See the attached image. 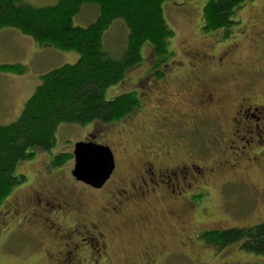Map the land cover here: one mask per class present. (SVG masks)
Masks as SVG:
<instances>
[{
  "label": "flooded vegetation",
  "instance_id": "af4514ba",
  "mask_svg": "<svg viewBox=\"0 0 264 264\" xmlns=\"http://www.w3.org/2000/svg\"><path fill=\"white\" fill-rule=\"evenodd\" d=\"M234 20L229 35L225 27L206 30L202 22V32L211 37H203L205 40L199 44L187 42L183 56L174 55L161 68L152 66L158 62L153 54L151 66L133 80L132 91L142 101V106L129 118L132 126L138 125L131 130L138 142L132 153V144L121 148L122 155L129 160H122L121 173H117V156L112 148L116 168L103 186L119 175L115 179L117 184L106 192L105 201L111 205L102 210L121 216L120 225L125 223L130 210L138 212V220L145 226L155 229L172 218L182 232L176 235L172 228L171 240L178 245V241L184 245L192 243L200 233L224 228L204 222L202 217L208 216L211 208L199 206L227 185L245 181L242 179L253 167L262 178L249 181L250 188L257 191V197L262 194L264 198V3L251 4L247 21L235 15ZM235 27L240 28L236 38ZM245 55L250 56L253 64H248ZM159 122L175 124L183 132L189 130L194 134L200 124L210 123V137L224 140L222 152L225 150L226 154L202 162L177 154L179 142L171 140L170 126L166 132L162 130L161 139L154 137L153 127ZM223 165L229 169V176L223 174ZM240 167L246 170L241 171ZM26 177V185L19 186L2 208L0 243L5 232L13 230L11 226L23 225L39 237L43 260L50 264H116L119 243L112 237L115 233L104 220L100 207L96 209L92 203L84 209L83 189H76L73 182H65L49 168L30 179ZM91 202L100 205V201ZM192 212L200 219L189 230L187 223ZM161 238L149 248L153 252L144 253L142 264L156 263L159 257L168 255H161V249L169 245L165 237ZM192 257L196 259L193 254Z\"/></svg>",
  "mask_w": 264,
  "mask_h": 264
},
{
  "label": "trees",
  "instance_id": "16d2710c",
  "mask_svg": "<svg viewBox=\"0 0 264 264\" xmlns=\"http://www.w3.org/2000/svg\"><path fill=\"white\" fill-rule=\"evenodd\" d=\"M164 1L57 0L54 4L38 6L27 0H0V28L15 27L40 44L79 53L77 61L44 73L41 83L26 100L18 118L0 124V214L14 187L27 180L26 174L17 171L18 164L35 158L40 151H52L57 144V131L61 124L91 123L92 133L87 137L94 138L93 141L98 138L104 144L109 143L103 141L101 136L110 129L118 127L122 137L126 136L125 133H132L129 118L142 106L137 92L132 91L135 87L133 80L127 90L111 97L107 96L106 91L110 86L123 83L129 70L145 60L143 45L149 48L150 57L154 54L163 58L152 65L157 68L176 55L169 45L174 30L167 22ZM245 2L208 0L203 8V28L217 30L225 27L229 35L230 27L235 23L236 9ZM85 6H94L99 12L88 25L76 24L74 18ZM116 22L123 24L126 30L120 48L116 43L118 51L110 50L105 43L106 31ZM0 67L21 71L26 65L2 63ZM54 152L49 154L50 168L58 174L57 167L62 169L74 155L72 151ZM122 170L119 168L117 173ZM118 176L102 189H93L95 187L84 184L88 189H83V207L85 209L92 203L96 209L100 207L104 220L115 233L112 237L120 243L123 239L116 235V230L121 228L127 232L135 224L138 212L130 210L125 215V225H120L121 216L102 210V207L111 205L110 201H105L106 192L117 184L115 179ZM64 181L77 182L72 177ZM92 200L100 201V205L97 206ZM233 243H239L247 251L264 255V220L251 225L213 228L200 233L197 240L188 245L197 253L194 250L197 244H209L221 250Z\"/></svg>",
  "mask_w": 264,
  "mask_h": 264
},
{
  "label": "rangeland",
  "instance_id": "374dc122",
  "mask_svg": "<svg viewBox=\"0 0 264 264\" xmlns=\"http://www.w3.org/2000/svg\"><path fill=\"white\" fill-rule=\"evenodd\" d=\"M27 1L38 6L57 2V0ZM249 1L250 0H246L245 3ZM207 2L208 0L164 1L163 7L167 22L174 30V36L169 45L175 51L176 57L179 55L183 56V48L186 46L187 42L199 44L205 40L202 39L203 37H211L210 34L202 32L200 28L203 22L201 12ZM252 3H264V0H251L245 6L238 7L236 9L238 15L235 14V16L240 17L244 22L247 21ZM98 12L99 10H97V8L95 9L94 6H85L75 16L74 21L76 24L86 26L96 18ZM125 32L126 30L123 24L119 22L113 24L105 34V43L107 47L110 50H117L116 43H119L120 48L123 38L126 36ZM239 32L240 28L235 27L233 36L236 38ZM253 34L254 33L251 35ZM46 45L48 44H40L32 36L15 27L4 26L0 28V64L22 63L24 66L26 65L21 71L18 69H15V71L7 70L0 67V124H7L18 118L26 100L33 94L38 84L41 83L44 73L65 63H73L79 58V53L77 51L62 50L55 46L53 47V45ZM148 50L149 48H144L143 45L142 54L145 60L129 70L123 83L108 87L106 91L108 97L124 89L127 90L131 80L143 74L151 66L152 58ZM245 57L248 64H253L250 56L245 55ZM154 58L158 59V61L162 59L161 56L155 55ZM180 104L182 107L181 102ZM144 123L145 118L140 121L141 126ZM169 126V122L166 124H161V122L155 123V127H153L154 137H157V140L161 139L163 134L162 130L166 132ZM170 127L173 132L171 140L174 143L179 142L178 146H175L178 149L176 150L177 154L197 162L213 161L216 158L219 159L220 156L222 158L226 154L225 150L222 152L224 140L212 136L210 137V132L213 128L210 123L200 124L199 128L195 131L197 132L196 134H194V132L190 133L189 130L183 132V129L180 126H175V124ZM132 128L136 129L138 125ZM120 132L121 131H118L117 127L106 131V133H104L105 135L102 134L101 136V139L109 143L114 149L117 156L118 169L121 168L119 166L123 164V159L128 162L125 156L122 155L121 148L124 146L128 148V146L132 144L130 151V153H132L138 142L136 137H132L133 134L131 132L129 134L125 133L124 135L126 136L124 137L120 135ZM90 133H92L91 123L85 125L61 124L57 131V144L52 151L73 152L75 142L84 139L90 135ZM50 152L40 151L35 158L20 162L17 166V171L23 172L29 176L30 179V177H33L38 172L42 173L43 170L46 171L47 168L51 170V156L49 154L52 155V153ZM74 163V158H71L62 169L57 167L59 171L56 172L63 180H71L72 177L75 181V178L71 174ZM240 168L241 171L246 170L245 167ZM253 168H251L247 172L249 174L242 179L245 181L234 182L232 185H227L220 190L221 193L217 192L212 195L209 200L199 206L211 208V210L208 211L209 215L203 216L204 218L202 217L204 222L220 227H229L235 225H251L264 220L263 195L261 194L262 197L260 198L257 197V191L250 188L251 183H249V181H252L253 178L260 180L261 177L257 172L258 169L253 170ZM221 169L224 175L229 176L230 171L226 166H221ZM252 173H255L253 175H256L258 178L253 176ZM26 183L27 182H24L15 186L7 200L10 202L16 189H19V186L22 187L26 185ZM74 184L76 189H88L85 188L83 183L74 182ZM192 213L187 223V228L189 230H192L194 224L200 219L195 212ZM159 218L162 219L161 217ZM11 228H13V230L11 229L12 231L9 232L6 231L5 234H7H4L5 237L3 235L4 240L0 243V264H50L46 260H43L42 245L38 241L39 237H37V235H33V233L23 225L19 226L15 224L11 226ZM172 228H174L176 235L182 232L178 223L172 218L165 220L164 226L160 229H155L152 225L145 226V223L140 222L138 217H136L135 224L129 228L130 232L123 233L121 228L117 229L116 235L118 237L120 236L123 240H120L119 247L115 253L116 264H142L143 262L140 261L145 257L146 254L144 253L147 251L153 252V250L151 251L149 248L152 247L155 242L157 243L160 241L162 239L161 237H165L169 244L161 249V255L166 253H168V255L161 258L159 257L156 263L151 264H264V255L247 251L243 249L239 243H233L221 250L209 244H197L194 249L197 252L196 256L194 254L195 252L192 251L193 248L188 244L186 246L184 245L185 243L178 241V245L176 241L171 240L169 236L172 232ZM124 239H126L125 241H127L128 244L125 243ZM192 254L196 257L195 260Z\"/></svg>",
  "mask_w": 264,
  "mask_h": 264
},
{
  "label": "water",
  "instance_id": "95a60500",
  "mask_svg": "<svg viewBox=\"0 0 264 264\" xmlns=\"http://www.w3.org/2000/svg\"><path fill=\"white\" fill-rule=\"evenodd\" d=\"M72 175L79 181L101 188L116 168V160L110 145L93 140H79L73 149Z\"/></svg>",
  "mask_w": 264,
  "mask_h": 264
}]
</instances>
